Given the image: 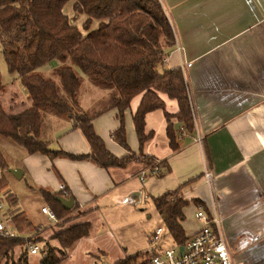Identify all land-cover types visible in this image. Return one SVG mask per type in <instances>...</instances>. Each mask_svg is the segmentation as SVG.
Listing matches in <instances>:
<instances>
[{
    "label": "crops",
    "instance_id": "1",
    "mask_svg": "<svg viewBox=\"0 0 264 264\" xmlns=\"http://www.w3.org/2000/svg\"><path fill=\"white\" fill-rule=\"evenodd\" d=\"M158 2L183 47V61L191 64L183 74L194 128L203 138L202 144L195 141L194 129L192 135L182 133L180 150L172 152L166 136L164 112L154 110L145 115V132H151L152 137L144 143L142 153L158 161H166L169 171L164 176L150 174L143 164L135 162L125 168L105 170L86 161L72 162L68 166L64 160L67 158L52 160L58 167L53 169L60 183L66 186L77 207L71 214L74 218L68 223L61 225V221L55 220L57 225L53 224L47 230L40 229V237L50 245L58 246V242L52 239L54 234L88 223V235L69 247L59 264H115L125 255L150 247L149 239L140 227L135 231L136 238L140 240L138 248L128 253L126 238L123 237L121 243L103 214L104 208L116 211L115 207L121 200L118 194L120 187L128 190L121 202L125 204L130 201L146 203L149 198L179 189L178 195L188 203L183 214L193 218V230L186 238L201 228L196 212L203 209L209 214L214 198L234 264H264V0ZM65 12L73 17L72 2ZM81 17L76 19L82 21L80 26L75 25L85 33L82 30L85 18ZM96 26L97 23L93 22L90 29ZM165 54L167 68H179V56L173 44ZM50 69L49 65L43 68L46 72ZM97 91L88 89L90 100L87 109L92 102L98 101L95 97L100 100L104 96ZM25 93L24 98L27 99ZM160 98L168 114L177 113L175 100L165 95H160ZM140 100L141 95L135 96L124 115L127 143L137 155L139 146L132 114ZM47 116L61 127L57 141L47 137L52 150L88 153L83 137L72 130L68 121ZM170 122L176 125V119ZM117 126L116 110H109L93 121L95 133L104 141L106 148L113 155L122 157L125 151L120 147L119 150L110 137ZM43 157L33 154L28 161L45 164ZM205 170L211 174V184L203 177ZM103 201H106V206L101 205ZM10 216L4 218L3 223L7 227ZM21 251V247L15 248L11 259L16 261ZM1 264L11 262L4 260ZM28 264H40L37 253L29 254Z\"/></svg>",
    "mask_w": 264,
    "mask_h": 264
},
{
    "label": "trees",
    "instance_id": "2",
    "mask_svg": "<svg viewBox=\"0 0 264 264\" xmlns=\"http://www.w3.org/2000/svg\"><path fill=\"white\" fill-rule=\"evenodd\" d=\"M72 2L73 17L65 12ZM79 16L85 18L82 30L75 25ZM93 22L96 28L90 29ZM172 30L158 0H0V45L8 72L27 92V105L17 113L5 110L0 100V137L11 139L30 154H41L51 161L64 157L72 162H90L102 169L125 168L132 162L140 163L150 174L164 176L169 169L166 161H158L142 153L144 143L152 137L145 132V115L163 110L166 136L172 152L180 150L182 133H194L193 112L190 107L186 82L179 68L168 69L165 50L172 42ZM52 63V64H51ZM51 64V65H50ZM51 66L50 71L43 70ZM104 94L103 99L81 107L82 78ZM5 85L0 79V94ZM141 95L132 114L139 154L132 152L126 139L124 115L130 102ZM160 95L175 100L178 111L168 114ZM109 110H116L117 128L111 139L125 151L122 157L113 155L95 133L93 121ZM46 115L68 121L88 146V153L75 155L63 150H52L41 133ZM176 119V125L171 119ZM6 161L0 153V169ZM0 179V191L6 189ZM52 193L43 190L55 219L67 223L77 204L65 210L57 197H72L66 186ZM179 189L167 191L153 198L157 213L175 246L187 240L180 225L183 209L188 204L178 195ZM11 207L16 198L8 195ZM8 226L16 231L14 237L0 234V264H28L30 236L37 232L24 212L15 209ZM89 224H78L53 235L59 244L53 248L48 242L40 250V264H59L66 250L89 233ZM27 236V237H25ZM35 242V241H34ZM38 242V241H36ZM22 251L16 261L11 259L15 248ZM56 249V250H55ZM150 249V250H149ZM125 257L115 264H150L158 248Z\"/></svg>",
    "mask_w": 264,
    "mask_h": 264
},
{
    "label": "rangeland",
    "instance_id": "3",
    "mask_svg": "<svg viewBox=\"0 0 264 264\" xmlns=\"http://www.w3.org/2000/svg\"><path fill=\"white\" fill-rule=\"evenodd\" d=\"M71 2L66 6V8L70 7ZM71 15V14H70ZM72 18V17H71ZM83 18V17H81ZM80 20V19H79ZM75 21V24L80 26L82 21ZM84 20V19H83ZM173 39V37H172ZM173 42V40H172ZM52 64V63H51ZM50 64V65H51ZM0 79L3 85H5V90L0 94V100L2 102L3 107L7 112L17 113L21 111L23 105H27L28 101L24 98L26 95L24 87L11 75L6 67V63L4 61L2 55V48L0 45ZM94 88V90H99L89 83L88 79L85 77L82 78V92H81V107L85 110L87 109V103L90 100V94L87 93L88 89ZM104 92V91H97ZM17 94V95H16ZM103 95V93H102ZM94 98V96H91ZM95 99H99L96 98ZM103 99V97H102ZM191 107V106H190ZM193 116V114H192ZM194 118V116H193ZM194 123V120H193ZM45 126V127H44ZM61 127L55 124V120L48 116L44 118L43 128H42V139L47 141L48 139L57 141V137L60 136ZM48 137V139H47ZM63 140L64 137H61ZM119 148V146H117ZM119 150H121L119 148ZM0 153L2 154L4 160L6 161L5 170L0 169V179L3 178L6 183V189L0 191V205L3 209L0 211V222H4V218H8L12 211L16 208L19 211L24 212L28 220L30 221L33 228L37 229V232L33 233L29 240H33L27 246H37L38 252L37 256L41 259L40 250L45 249V243L48 242L43 240L40 235L42 233L41 230L50 229L53 224H55L54 220L49 219L48 215H43L41 213V209L43 207L48 208L49 202L43 196V190L49 191L52 193L59 192L60 178L55 173L53 168H56L54 162H52L48 157L44 156L45 164L38 162L33 163L28 161L33 155L28 154L24 148L17 145L11 139L0 137ZM71 153V152H70ZM75 154V153H73ZM82 153H77L75 155H80ZM66 164L68 166L72 165V161L67 159ZM70 168V167H69ZM12 169H20L23 172V176L20 179L16 178L14 175L10 173ZM58 169V167L56 168ZM70 173V170H67ZM136 184V182H133ZM127 188V187H126ZM126 188H121L118 190V194L121 196V200L119 199L115 208L116 211H112L109 208H104L103 214L106 219L109 221V225L113 231L115 232L117 238L123 241V237L126 238V242L129 243L128 253H130L133 249H137L140 240L136 238L135 231L142 227L141 229L144 231L145 237L149 239L148 244L152 248L158 249H168L174 245L173 239L165 229L163 225V221L160 215L157 213L153 199L149 198L147 202H135L130 201L128 204L121 203L126 197L123 195L128 190ZM13 195L17 202L15 207H11L10 200L8 195ZM106 201L101 203L102 206L105 205ZM72 215H69L67 220H71ZM58 222L57 219H55ZM193 218L185 217L184 220L180 223L181 227L185 233V236L193 230ZM69 222V221H68ZM67 222V223H68ZM66 224L61 221V225ZM57 225V224H55ZM60 225V224H59ZM160 227L163 229V233L156 237V241L151 243V240L154 238V234L156 229ZM8 229L12 231V228L8 226ZM41 229V230H40ZM116 229V231H115ZM16 234V231H12ZM27 237V236H25ZM35 241V242H34ZM38 241V242H36ZM49 243V242H48ZM146 244V241L143 242V245ZM53 248H57V256L62 252V249L58 246H53ZM29 250V249H28ZM60 252H59V251ZM30 252L28 253L29 256Z\"/></svg>",
    "mask_w": 264,
    "mask_h": 264
},
{
    "label": "built area",
    "instance_id": "4",
    "mask_svg": "<svg viewBox=\"0 0 264 264\" xmlns=\"http://www.w3.org/2000/svg\"><path fill=\"white\" fill-rule=\"evenodd\" d=\"M172 36L174 50L179 56V69L186 82L183 73L191 64H186L183 61V47L178 42L173 31ZM194 129L196 132L195 141L201 145L203 138L197 132V129ZM203 177L207 183L211 184V174L208 170L204 171ZM64 188V185L61 184L59 186V191L64 190ZM2 209L3 207L0 205V211ZM41 213L48 215L49 219L55 221L53 213L48 208H42ZM196 218L201 223V228L193 236L187 238L185 243L181 246L173 245L168 249H158L157 252L153 254L150 264H234L229 244L222 231V222L214 198L212 199L209 214H206L203 209H199L196 212ZM162 233L163 229L160 227L157 228L151 243H154L156 237ZM0 234L9 237L15 236V234L2 222H0ZM180 247L183 248L182 251H180ZM29 252L30 254H36L37 248L30 246Z\"/></svg>",
    "mask_w": 264,
    "mask_h": 264
},
{
    "label": "water",
    "instance_id": "5",
    "mask_svg": "<svg viewBox=\"0 0 264 264\" xmlns=\"http://www.w3.org/2000/svg\"><path fill=\"white\" fill-rule=\"evenodd\" d=\"M10 173L18 179H20L23 174V172L20 169H12L10 170ZM56 202H58L65 210H70L71 208H73L75 204V200L73 197H69V198L57 197ZM182 249L183 248L180 247V251H182Z\"/></svg>",
    "mask_w": 264,
    "mask_h": 264
},
{
    "label": "bare ground",
    "instance_id": "6",
    "mask_svg": "<svg viewBox=\"0 0 264 264\" xmlns=\"http://www.w3.org/2000/svg\"><path fill=\"white\" fill-rule=\"evenodd\" d=\"M150 250V249H149Z\"/></svg>",
    "mask_w": 264,
    "mask_h": 264
}]
</instances>
